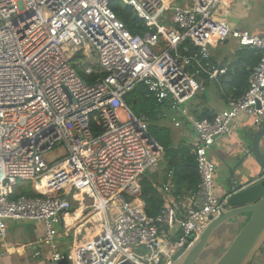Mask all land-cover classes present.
<instances>
[{
  "label": "built area",
  "instance_id": "obj_1",
  "mask_svg": "<svg viewBox=\"0 0 264 264\" xmlns=\"http://www.w3.org/2000/svg\"><path fill=\"white\" fill-rule=\"evenodd\" d=\"M114 2L131 7L147 30L133 35ZM223 4L0 0V241L8 239L9 221H33L44 226L40 245L55 263L174 264L198 240L227 204L217 195L209 152L236 123L264 128V36L217 19ZM229 40L261 52L249 88L212 119L194 118L182 108L203 90L194 77L217 81L227 73L211 49ZM139 86L157 108L176 114L175 127L188 122L196 131L200 182L184 210L168 184L160 214L146 213L141 181L157 171L165 150L149 132L150 117L126 101ZM60 146L66 156L50 163L47 155ZM20 181L35 195L16 196ZM63 237L76 240L68 253L59 251Z\"/></svg>",
  "mask_w": 264,
  "mask_h": 264
},
{
  "label": "crops",
  "instance_id": "obj_2",
  "mask_svg": "<svg viewBox=\"0 0 264 264\" xmlns=\"http://www.w3.org/2000/svg\"><path fill=\"white\" fill-rule=\"evenodd\" d=\"M189 2L190 0H171V3L173 5H186ZM218 13L220 16V20L225 21L230 17L229 20H231L232 22L229 21L230 23H228V20L225 22L228 25L230 24L231 26H229L231 28L246 30L252 34L264 36V0H224V4L219 8ZM233 42L236 43V46L233 49L230 48L229 50H225L223 52V56L222 54L216 56L211 50L212 62L216 65H219L221 68H227V73L223 76H219L217 81H210L206 78H202L203 88H205L206 80H208L210 81V83H207L206 86L208 85V87H213V89H211V93L208 94V98H206L205 100L197 95L199 93H201V95L204 93L207 94L205 90L206 88L204 89V92L203 90H201L196 95L198 98L200 97L201 100L197 99V97L195 99L194 97V99H191L190 101L182 105V108L187 109L192 117L194 116L191 114L189 109V105H191L192 103L199 105L204 104V107L211 112L213 117L226 109L227 101L230 99V94L226 84L231 80V74H229L228 69L231 68V70L234 71V69L238 66V52H240L241 50L237 42L235 40ZM222 43L228 46L230 40ZM219 45L220 43L215 45L213 49H217L218 51ZM239 56H241V54ZM223 80L226 82L223 83ZM212 90L215 91L212 92ZM171 115L172 117L170 118L167 114L166 121H163L164 124H166L165 122H168L176 130L183 128L186 129L185 127H183L184 122L180 127H175L174 123L172 122V118L175 117L176 114L172 112ZM255 131H258V128L253 126L252 121L239 122L234 124L232 133L227 136H222L216 141L214 145L222 151L223 159L220 163H222L223 160L231 162L232 160L234 161L236 156L240 157L244 148L243 142H250V139L248 137ZM195 138L196 136L190 132L189 139L187 140L189 143H194ZM261 148L264 151V138L261 141ZM160 165L157 171L153 172V174L160 171ZM222 186L223 183H221V185L218 184L217 190L219 197L223 196L224 194ZM176 203L181 210H184V207L187 206L188 201L187 198L184 197ZM8 228V239L6 241H0V254L4 255H0V264H55V262L51 260V253L49 248L47 246L43 247L40 245V242L44 238L45 233L44 226L42 224L33 221H9ZM232 229L237 233L238 227H233ZM60 231H63V229L61 228ZM91 234V230H89L83 233L80 239H87L89 236H91ZM228 236H232L231 232H229ZM230 240L231 239H229V241ZM74 242H76V240H74L73 238H61L59 240V251L63 253L70 252L69 249ZM36 251L42 253V257L36 258L34 256Z\"/></svg>",
  "mask_w": 264,
  "mask_h": 264
},
{
  "label": "trees",
  "instance_id": "obj_3",
  "mask_svg": "<svg viewBox=\"0 0 264 264\" xmlns=\"http://www.w3.org/2000/svg\"><path fill=\"white\" fill-rule=\"evenodd\" d=\"M111 8L119 20L124 23L126 28L133 35L142 34L147 30L144 22L135 15L131 7L114 2L111 4ZM240 54L241 56H239ZM238 57V66L234 71L231 70V68L228 69L229 74H231V80L226 85L230 98H238L248 90L253 68L258 63L261 52L245 47L241 48L240 52H238ZM224 80L223 83L226 82ZM206 83L209 84L210 81L206 80ZM204 89L205 88H203V92ZM147 94L148 91L146 88L144 86H139L134 92L127 96L126 101L136 115L145 113L150 117L151 123L149 132L165 150V156L161 163L163 167L162 177L158 172L154 174L147 173L141 181L142 200L145 203L146 213L149 216H157L160 214L167 200V196H165V193L161 192L160 189L169 184L171 185V193L174 196L188 198L196 193L200 178L195 162L193 143H189L187 140L180 141L178 145H175L174 132H172L171 128L164 126L163 121H166V119H161L159 116L161 114L155 112V108H157L155 99L149 98ZM199 95H201V93L197 96ZM197 96H195V99ZM200 97L205 100L208 98V95L204 93ZM197 99L200 98L197 97ZM204 106V104L199 105L194 103L189 105L190 112L194 118H213L211 112ZM185 123L186 122L183 123V127L196 136V131L193 127L190 126L188 122ZM20 189L21 194L19 196L35 195L30 185L21 186ZM71 202L73 203L74 201L71 200ZM232 232H234L233 229H231V233ZM235 233L234 236L236 235ZM224 238L232 239L228 235ZM220 249L216 252L219 256L224 250L220 252Z\"/></svg>",
  "mask_w": 264,
  "mask_h": 264
},
{
  "label": "water",
  "instance_id": "obj_4",
  "mask_svg": "<svg viewBox=\"0 0 264 264\" xmlns=\"http://www.w3.org/2000/svg\"><path fill=\"white\" fill-rule=\"evenodd\" d=\"M248 138L250 142H243L240 157L231 162L222 161L229 174L220 198L221 202L227 200L226 208L191 247L176 253L174 264H264V151L261 148L264 128L259 127ZM232 227H238L237 233L222 254L214 260L211 256L205 258L217 248L212 244L217 233L224 238ZM69 263L64 259L55 264Z\"/></svg>",
  "mask_w": 264,
  "mask_h": 264
},
{
  "label": "rangeland",
  "instance_id": "obj_5",
  "mask_svg": "<svg viewBox=\"0 0 264 264\" xmlns=\"http://www.w3.org/2000/svg\"><path fill=\"white\" fill-rule=\"evenodd\" d=\"M215 17L217 18V19H220V16H219V13L217 12V14L215 15ZM229 19H230V17H229ZM229 19H227V20H225V21H227L228 23H230V22H232L231 20H229ZM230 21V22H229ZM163 26H167L166 24H164V23H161ZM230 25V24H229ZM231 26V25H230ZM234 40H230V43H229V45L228 46H226V45H224V43H220V45H219V50L217 51V49H211L213 52H214V55H216V56H219V54L221 55L222 54V56H223V52L225 51V50H229L230 48L231 49H233L236 45V43L235 42H233ZM215 45H217V44H215ZM83 59H85V58H82V60ZM193 77L195 76V75H192ZM199 83H203V81H202V79H201V77H194ZM207 84V83H206ZM206 84H205V90H206V93H207V95L208 94H210L211 93V89H213V87L211 88V87H208V85L206 86ZM213 91H215V90H212V92ZM199 96H201V95H199ZM200 98V97H199ZM132 109V108H131ZM155 112H159V114H168V116L171 118L172 117V112L170 111V110H167L166 108L165 109H163V108H155ZM140 115V114H139ZM166 124H164V126H168V127H171V130H172V132H174V143H175V145H178L179 143H180V141H187V139H189V135H190V132H188L189 130H186V129H174L173 127H172V125L171 124H169L168 122H165ZM212 151H210L209 152V157L213 160V161H215L216 162V165H217V172H216V180H217V182H216V192H217V195H219L218 194V184L219 185H221V183H225L226 181H227V179H228V176H229V174H228V172L226 171V169L222 166V163H220L221 162V160L223 159V157H222V151H221V149H218L216 146H214V147H212V149H211ZM66 154H67V152H66V149L63 147V146H60V147H57L52 153H49L48 155H47V160L51 163H53V162H56V161H59V160H61V159H63L65 156H66ZM51 160H53V161H51ZM162 170H163V167L160 165V171L158 172V173H160V176L162 175ZM162 177V176H161ZM47 182H48V180H45V184H47ZM28 185H30V187H31V183H29ZM21 186H26V183H24V182H19L18 183V185H17V187H16V196H19L20 194H21ZM73 204H74V208H77L78 207V204H76L75 202H73ZM87 204L89 205L90 204V201H87ZM234 233H235V231L234 232H232L231 233V235L233 236L234 235ZM236 234V233H235ZM232 236H230V238H232ZM228 241H229V239H223V243H222V241L221 240H218L216 237L215 238H213V240H212V244L213 245H215L218 249H220V252H221V250H223V249H225L226 248V246H227V243H228ZM70 246V245H69ZM216 248V249H217ZM142 252L143 253H146L147 252V250H145V249H143L142 250ZM219 252V253H220ZM219 256V254H215L214 256H213V260L215 259V258H217ZM211 260V259H210Z\"/></svg>",
  "mask_w": 264,
  "mask_h": 264
},
{
  "label": "flooded vegetation",
  "instance_id": "obj_6",
  "mask_svg": "<svg viewBox=\"0 0 264 264\" xmlns=\"http://www.w3.org/2000/svg\"><path fill=\"white\" fill-rule=\"evenodd\" d=\"M228 228H231V227H228ZM232 228H233V227H232ZM215 237H216L218 240H221L222 243H223V238H221L220 232L217 233V235H216ZM217 250H218V248L215 249V250H211V251H209V252L205 255V258L208 257V256L213 257V256L216 254Z\"/></svg>",
  "mask_w": 264,
  "mask_h": 264
},
{
  "label": "bare ground",
  "instance_id": "obj_7",
  "mask_svg": "<svg viewBox=\"0 0 264 264\" xmlns=\"http://www.w3.org/2000/svg\"><path fill=\"white\" fill-rule=\"evenodd\" d=\"M45 185H46V184H45ZM38 189H39V190H42V189H44V186H40ZM45 190H46V186H45ZM78 213L81 214L82 211H79Z\"/></svg>",
  "mask_w": 264,
  "mask_h": 264
}]
</instances>
